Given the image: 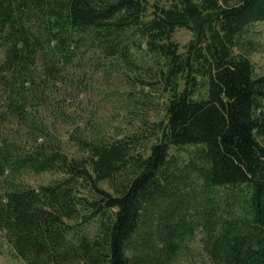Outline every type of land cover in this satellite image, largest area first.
Returning <instances> with one entry per match:
<instances>
[{
	"label": "trees",
	"instance_id": "obj_1",
	"mask_svg": "<svg viewBox=\"0 0 264 264\" xmlns=\"http://www.w3.org/2000/svg\"><path fill=\"white\" fill-rule=\"evenodd\" d=\"M262 23L264 0H0L14 257L179 264L199 232L212 264H264ZM26 173L60 177L34 187Z\"/></svg>",
	"mask_w": 264,
	"mask_h": 264
},
{
	"label": "rangeland",
	"instance_id": "obj_2",
	"mask_svg": "<svg viewBox=\"0 0 264 264\" xmlns=\"http://www.w3.org/2000/svg\"><path fill=\"white\" fill-rule=\"evenodd\" d=\"M153 2L158 0H152ZM164 3L166 0H159ZM258 33L259 37V50L252 56V59L255 63L257 73L259 75H264V23L258 24L253 29ZM193 33L187 29L181 28L178 29L174 35V40L180 44L181 48H184L192 39ZM3 56V51L0 49V59ZM75 100V99H74ZM75 105L79 102L78 100L74 101ZM1 103V102H0ZM1 109V106H0ZM64 140L67 137L62 134ZM67 146L68 152L73 153L74 150L72 147ZM174 152V149H173ZM60 175L57 173H45V174H35V173H26L20 177L24 179L28 184L34 187H39L42 184H47L48 182L59 178ZM196 237L189 239L184 244L181 253L178 257L179 264H212L210 259L205 252L200 238V233H196ZM0 264H25L22 260L16 259L13 252L9 247L4 243L0 234Z\"/></svg>",
	"mask_w": 264,
	"mask_h": 264
}]
</instances>
